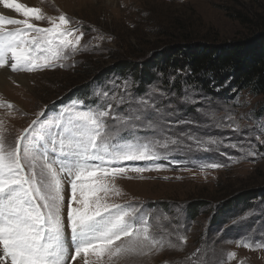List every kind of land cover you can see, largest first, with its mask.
I'll return each instance as SVG.
<instances>
[{"label": "rangeland", "instance_id": "rangeland-1", "mask_svg": "<svg viewBox=\"0 0 264 264\" xmlns=\"http://www.w3.org/2000/svg\"><path fill=\"white\" fill-rule=\"evenodd\" d=\"M27 3L26 6L40 8L48 16L65 14L85 33L82 41L85 48L64 60L66 66L62 68L10 72L25 75L27 81H10L0 88V100L13 105L11 109L0 108V120L4 122L9 142L36 119L37 113H43L41 119L55 117L59 112L44 110L48 103L67 93L84 74L110 66L111 56L124 52L125 48L135 54L144 53L148 58L156 52L155 47L160 50L162 45L177 38L227 42L234 37H249L264 26V0H27ZM14 13L9 16L24 19ZM31 22L40 27L49 26L46 20ZM136 78L131 73L124 78L112 74L100 86L92 84L91 93L75 95L89 100L82 101L91 107L103 101L97 93L108 92L109 102L113 103L112 96L117 99L123 96L126 102L118 106L120 112L127 111L129 99H150L165 112L172 113L165 116L170 122V134L183 141L180 145L170 146L167 153L160 150L161 159L155 162L162 166L159 170L148 161L124 162L153 170L128 172L130 178L116 180L123 195L113 197L114 202H132L162 221L166 215L169 219L163 222L170 229L176 226L187 235L183 251L166 249L138 258L134 264H165V261L180 264L201 245L212 250L210 258L224 260L225 264H264V248L249 250L234 242L242 236L264 240V197L238 201L232 211H225L226 207L214 208V204L232 202L230 197L244 191L264 194V143L261 142L264 141V130L260 127L264 125V97L248 90L219 96H208L190 87L171 90L157 79L145 84L138 94L135 89L140 91L141 85ZM176 78L177 75L168 77L170 84L173 81L175 84ZM66 106H73V102H63L59 110ZM236 126L240 132L233 131ZM181 133L204 141V147L209 150L197 148ZM209 140L217 143H207ZM230 144L238 147H228ZM189 145H192L191 149ZM249 148L255 155L249 156L240 150ZM209 163L223 167H202ZM65 187L67 198L70 187ZM200 201L206 202L203 204L207 206L201 205L197 215L189 217V207ZM213 212L217 215L211 220L210 213ZM227 252H234L235 258L229 261ZM79 264H83L82 259Z\"/></svg>", "mask_w": 264, "mask_h": 264}, {"label": "snow or ice", "instance_id": "snow-or-ice-1", "mask_svg": "<svg viewBox=\"0 0 264 264\" xmlns=\"http://www.w3.org/2000/svg\"><path fill=\"white\" fill-rule=\"evenodd\" d=\"M0 5L24 17L0 14V69L31 73L62 68L64 60L85 48V33L65 14L48 16L16 0H0ZM33 20H46L49 26ZM97 96L103 101L96 107L73 101L55 117L41 119L43 113H37L12 142L0 120V264H79L80 259L83 264H134L138 258L186 247L187 235L176 226L170 229L163 222L169 219L166 215L162 221L142 206L113 200L123 195L118 178L153 170L124 162L148 161L159 170L162 166L155 162L161 159L160 150L167 153L170 146L183 143L170 134L165 116L172 113L143 97L129 99L127 111L120 112L123 96H112L114 103L108 92ZM3 107L13 105L0 100ZM233 131L240 132L239 126ZM180 135L209 150L199 138ZM252 148L240 150L252 156ZM65 185L70 187L67 198ZM234 242L249 250L264 248V240L247 236ZM210 251L201 245L180 264H225L210 258ZM225 255L230 261L236 254Z\"/></svg>", "mask_w": 264, "mask_h": 264}, {"label": "trees", "instance_id": "trees-1", "mask_svg": "<svg viewBox=\"0 0 264 264\" xmlns=\"http://www.w3.org/2000/svg\"><path fill=\"white\" fill-rule=\"evenodd\" d=\"M154 50L156 52L148 58L144 53L135 54L128 52L126 48L124 52L116 53L110 58V66L96 70L92 74H84L67 93L48 103L45 111L53 109L57 112L65 101L90 102L76 96L91 93L93 90L89 89L92 88V84L100 86L112 74L120 75L121 78L126 77L128 73L135 74L141 85L140 91L135 89L138 94L144 89L145 84L157 79L171 90L190 87L208 96L248 90L254 95L264 97V26L260 31L255 33L253 31L251 36L241 39L234 37L227 42H217L211 39L181 37L162 45L160 50L158 47ZM153 68H157V71H152ZM175 75H177L175 84L174 81L170 84L168 77ZM261 194V191H244L230 197L232 202L217 203L214 204V208L220 210L226 207L225 211H232L238 205V201L247 202L257 196L264 197V194ZM203 203L206 202L192 204L188 209L189 217L197 215L201 205H206ZM210 214L212 220L217 212Z\"/></svg>", "mask_w": 264, "mask_h": 264}, {"label": "bare ground", "instance_id": "bare-ground-1", "mask_svg": "<svg viewBox=\"0 0 264 264\" xmlns=\"http://www.w3.org/2000/svg\"><path fill=\"white\" fill-rule=\"evenodd\" d=\"M16 2L23 3L27 5V0H16ZM14 10L4 9L2 5H0V14L4 15H12ZM15 14V13H14ZM11 70L9 68L0 69V88L8 84L10 81L13 82H24L27 81L25 75H12Z\"/></svg>", "mask_w": 264, "mask_h": 264}]
</instances>
